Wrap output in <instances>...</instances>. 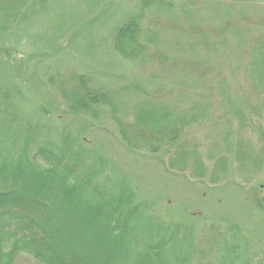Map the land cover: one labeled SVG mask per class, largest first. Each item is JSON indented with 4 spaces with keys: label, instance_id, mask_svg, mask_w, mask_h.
<instances>
[{
    "label": "trees",
    "instance_id": "obj_1",
    "mask_svg": "<svg viewBox=\"0 0 264 264\" xmlns=\"http://www.w3.org/2000/svg\"><path fill=\"white\" fill-rule=\"evenodd\" d=\"M51 1L0 0V30L31 19ZM259 1H218L209 16L194 17L183 29L176 28L172 2L140 0L114 31L113 49L120 58L137 60L150 79L173 81L157 95L135 85L100 87L86 73L59 67L47 84L74 119L99 117L105 107L128 150L163 151L171 171L220 190L248 192L264 227V185L258 191L249 186L264 165V0ZM0 54L12 58L17 74L22 68L35 77L13 49L4 45ZM39 113L50 117L43 108L18 128L0 124V264H15L23 255L35 264H264L260 253L242 243L236 226L216 223L198 238L195 220L175 221V210H153L159 206L137 192L124 172L113 174L106 146L74 135L66 120L57 127L60 137L50 134ZM235 164L232 179L229 168Z\"/></svg>",
    "mask_w": 264,
    "mask_h": 264
},
{
    "label": "rangeland",
    "instance_id": "obj_2",
    "mask_svg": "<svg viewBox=\"0 0 264 264\" xmlns=\"http://www.w3.org/2000/svg\"><path fill=\"white\" fill-rule=\"evenodd\" d=\"M163 1L172 2L174 6L173 14L178 18L176 28L182 26L186 29L192 26L196 20L194 17L209 16L212 5L229 0H192V3L189 0ZM139 2L54 0L45 8L38 9L31 19L15 24L11 29L0 30L7 31L4 36H0V47L5 45L13 49L18 61L27 60L30 67L27 71L36 73L33 75L35 77L26 76L21 68L19 77L10 64L12 58L0 54V124L18 128L31 117V112L48 108L50 117L45 119L47 115L39 114H42L44 123L52 128L50 134L57 135L60 120H66L69 124L72 122L73 129L70 131L74 135L83 136L88 143L106 146L107 155L111 158L108 166L113 169V174L125 176V173L137 192L140 191L144 198L159 206L154 205L153 210L162 214L175 210L179 213L177 216L172 214L175 221L195 220L198 238H202L203 233L211 232V227L216 223L222 228L236 226L242 243L247 244L254 254L260 253V260L264 263V227L259 225L258 216L253 213L257 207L251 194L244 191L241 195L233 186H227L231 189L229 192L227 187L220 190L210 187L205 181L189 179L182 172L171 171L168 168L167 153L163 151L152 155L144 151L128 150L118 140L115 123L111 121L105 107L99 111V117L82 114L74 119L66 110L67 104L58 101L61 98L53 85L47 84L48 74L55 73L59 67L65 71L72 69L76 73H86L91 82L100 87L135 85L142 91L147 90L151 96L158 94L157 89L172 88L174 84L171 79H150L137 60L120 58L113 49L114 31L138 10ZM190 14L192 18L186 19ZM166 22L162 21L168 29L173 27L172 23ZM18 61L15 64L20 65ZM88 127L92 130H88ZM251 138L252 142L259 144L257 135ZM209 154L210 157L217 156L211 152ZM208 157L205 153L204 160L211 168ZM235 169L236 164L230 165L232 179L236 178ZM260 170L249 185L257 191L259 186L264 185V165ZM15 264L35 262L23 255ZM252 264L258 263L254 260Z\"/></svg>",
    "mask_w": 264,
    "mask_h": 264
}]
</instances>
